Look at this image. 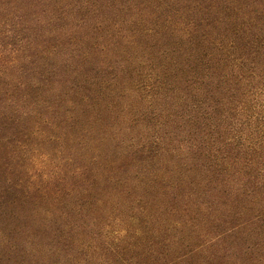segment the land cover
Masks as SVG:
<instances>
[{"label": "trees", "instance_id": "obj_1", "mask_svg": "<svg viewBox=\"0 0 264 264\" xmlns=\"http://www.w3.org/2000/svg\"><path fill=\"white\" fill-rule=\"evenodd\" d=\"M44 134L71 170L27 179ZM0 264H264V0H0Z\"/></svg>", "mask_w": 264, "mask_h": 264}, {"label": "rangeland", "instance_id": "obj_2", "mask_svg": "<svg viewBox=\"0 0 264 264\" xmlns=\"http://www.w3.org/2000/svg\"><path fill=\"white\" fill-rule=\"evenodd\" d=\"M129 96L126 99H121L118 107L112 113L113 116L110 118L108 114L106 115L107 108L105 107V117L103 114V128L110 121L116 123V127L122 132L121 137L125 139L127 143H131V90ZM119 101V100H118ZM46 132L47 127H43ZM114 130H106L105 135L111 136ZM48 134V133H47ZM44 134L42 137L33 139L27 149L29 150L21 160L20 163L24 162L26 165V171L29 177L36 180L44 178H50V176H55L56 174L63 175L67 171L71 170V167L67 168V159L70 155L68 148L66 147L63 138L54 139L49 138ZM57 178V177H56ZM33 181V180H32ZM128 190L130 193L129 197L123 196L118 197L119 199H114V203L105 207V210L101 215V223H107L108 226L104 231L103 236L99 237V244H101V249H97L96 253L104 254L105 256L113 259V253L110 248H106L103 244V239L108 241H113L118 243V252L120 257L131 260V242H136L137 237L135 236L136 227H142L143 222L140 220H134L131 215H137V210L131 209V181L128 182ZM122 188V187H121ZM126 197V199H124ZM89 200V199H88ZM108 200V199H105ZM95 230V228L93 229ZM108 231V233H107ZM100 233V231H99ZM141 236V234H140ZM140 236L138 238H140ZM148 236V235H147ZM148 241V239H145ZM144 249V248H141Z\"/></svg>", "mask_w": 264, "mask_h": 264}]
</instances>
